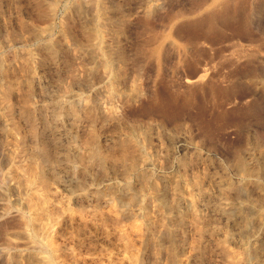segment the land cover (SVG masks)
I'll use <instances>...</instances> for the list:
<instances>
[{
  "label": "rangeland",
  "instance_id": "rangeland-1",
  "mask_svg": "<svg viewBox=\"0 0 264 264\" xmlns=\"http://www.w3.org/2000/svg\"><path fill=\"white\" fill-rule=\"evenodd\" d=\"M9 81L0 264H264V0H0Z\"/></svg>",
  "mask_w": 264,
  "mask_h": 264
},
{
  "label": "bare ground",
  "instance_id": "bare-ground-1",
  "mask_svg": "<svg viewBox=\"0 0 264 264\" xmlns=\"http://www.w3.org/2000/svg\"><path fill=\"white\" fill-rule=\"evenodd\" d=\"M97 36H101V34L96 33L95 37H97ZM103 41H104V39H103ZM104 54H106L108 56V52L106 51V49H104ZM16 84L17 83L9 81V83H6L5 85H0V94H1L2 99L8 97V95L11 93V91L15 88ZM70 107H71V110L73 111L74 110L73 106L71 105ZM37 148L39 151L42 152V154H43V152L46 153L47 149L45 150L44 146H37ZM39 151H37V152H39ZM49 155L45 154V158H43V160L42 159L36 160L37 162H35V163L32 162L29 165H27V164H23L21 166L16 165L15 169L13 170V174L16 177V185L22 186L26 190V197L25 198H26L27 207L32 212L34 219L36 220V222L38 223V225L41 229L42 234H44V233L48 234L47 228H45L43 225V218H44L43 216L45 215V217H47V219H49L50 213H49L48 207L46 205L47 202H46L45 195L42 192H40L39 189L36 187V183L38 181L40 183L45 182V175L42 171L37 169V165L40 163H43V162H45V163L48 162L49 164L54 163L55 160L53 159V157H49ZM50 156H52V155H50ZM227 211H228V209H227ZM145 219H146V222H150V214L145 215ZM142 224H143L142 221L140 219H138V217H132L131 220L129 221L128 225L126 227L122 228L121 230H119L120 241L123 244L124 250H126V252H129L131 263H135V261H136V256L134 254L135 247H134V244L132 242V239L134 237L140 236L141 231H142ZM46 236L47 235H45V237ZM240 254L241 253H239L237 251L232 252L230 254L232 264H241V262H243V260H242L243 258Z\"/></svg>",
  "mask_w": 264,
  "mask_h": 264
}]
</instances>
